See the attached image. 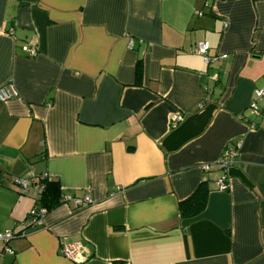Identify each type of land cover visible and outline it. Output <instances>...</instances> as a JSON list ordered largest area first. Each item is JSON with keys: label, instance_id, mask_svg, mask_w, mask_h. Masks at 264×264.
Instances as JSON below:
<instances>
[{"label": "crops", "instance_id": "1", "mask_svg": "<svg viewBox=\"0 0 264 264\" xmlns=\"http://www.w3.org/2000/svg\"><path fill=\"white\" fill-rule=\"evenodd\" d=\"M199 40L226 58L206 65ZM8 82L0 232L22 230L36 205L11 181L30 171L92 202L49 210L11 254L0 241V264H264V111L247 112L264 87V0H0ZM227 148L237 156L220 191ZM198 188L203 210L182 216ZM61 241L85 260L65 258Z\"/></svg>", "mask_w": 264, "mask_h": 264}, {"label": "built area", "instance_id": "2", "mask_svg": "<svg viewBox=\"0 0 264 264\" xmlns=\"http://www.w3.org/2000/svg\"><path fill=\"white\" fill-rule=\"evenodd\" d=\"M132 45V40L129 41V46ZM209 42L205 40H199L195 43L192 52L198 54L202 57L204 63L206 65H212L214 63L219 62L221 59L226 58L225 54L221 55H212L209 53ZM24 52L33 57L37 54V49L31 46H24ZM200 75L204 73L200 72ZM212 81H216V75L210 76ZM205 90V98H208L209 87L204 86ZM16 91L12 87V85L8 82L7 85L0 89V100H8L12 96H16ZM253 98L250 101L247 112L252 115L254 118H258L261 116L262 111H264V87L256 88L253 91ZM201 105V104H200ZM183 119V115L179 112L172 114L169 118V123L171 126L177 125ZM250 127H254L255 124L253 121H249ZM237 152L234 148H227L221 154L218 164L222 168L224 175L219 180L216 181L217 189L220 191L228 190V182H227V172L229 168L236 161ZM202 170H207V165L201 166ZM49 180L50 176L47 174L34 175L31 171L28 174V177H13L11 179L12 183L17 187V189L21 192H25L28 190H32L37 197L39 193L43 189V181L41 180ZM63 203L72 202L75 208H79L83 205L89 204L92 202V197L89 194L84 195L83 197H75L69 194H63L62 196ZM44 209H36V207L32 208L27 215L24 226L25 229L20 230L19 232L13 231H5L0 232V241L3 243V252L4 253H13V250L9 244L10 240H12L15 236H24L27 234L29 230L35 229L41 225L42 218L44 213ZM60 253L67 259L74 261L75 263H82L85 260V256L83 255L80 246L72 241H61L59 247ZM124 264H131L126 262Z\"/></svg>", "mask_w": 264, "mask_h": 264}, {"label": "trees", "instance_id": "3", "mask_svg": "<svg viewBox=\"0 0 264 264\" xmlns=\"http://www.w3.org/2000/svg\"><path fill=\"white\" fill-rule=\"evenodd\" d=\"M43 181V189L36 199V209H44V213L63 203V191L59 183L53 179ZM206 193L198 188L190 197L179 203V210L182 216L193 217L198 215L204 208ZM34 207V208H35ZM29 214V212H28ZM27 214V215H28ZM27 217V216H26ZM25 229V227L23 228Z\"/></svg>", "mask_w": 264, "mask_h": 264}]
</instances>
